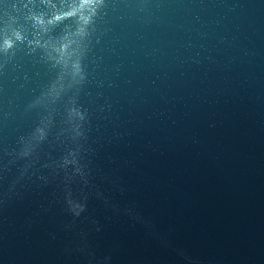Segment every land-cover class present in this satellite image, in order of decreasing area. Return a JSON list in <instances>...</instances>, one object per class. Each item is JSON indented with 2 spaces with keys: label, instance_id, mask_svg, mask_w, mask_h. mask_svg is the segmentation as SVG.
I'll return each instance as SVG.
<instances>
[{
  "label": "water",
  "instance_id": "water-1",
  "mask_svg": "<svg viewBox=\"0 0 264 264\" xmlns=\"http://www.w3.org/2000/svg\"><path fill=\"white\" fill-rule=\"evenodd\" d=\"M60 42L86 73L90 184L71 187L119 209L90 195L74 230L43 167L71 145V93L8 195V154L46 114L29 106L72 71L46 59ZM0 48V264H264V0H0Z\"/></svg>",
  "mask_w": 264,
  "mask_h": 264
},
{
  "label": "clouds",
  "instance_id": "clouds-1",
  "mask_svg": "<svg viewBox=\"0 0 264 264\" xmlns=\"http://www.w3.org/2000/svg\"><path fill=\"white\" fill-rule=\"evenodd\" d=\"M73 15L74 13L72 11L64 14V16ZM62 18L63 16H58L56 19L59 20ZM62 43L64 42L55 43L50 48H47L45 50L46 59L51 61L52 67L60 65L61 69H63L65 63H68L72 68V71L70 73H65L63 70L58 72L56 79L48 86L46 91L29 106L30 108L41 107L45 110L46 114L41 117L39 125L28 136L20 137L19 149L8 154L11 157L8 162L9 165L16 164L18 161H24L23 165L18 168V175L12 181L8 190V195H19L17 192V186L21 185V181L26 177L30 178L31 170L39 161V149L48 139L49 133L54 126L57 112L56 105L65 96L71 93L68 101L70 106L66 107V124L68 127L62 129L57 136V139H60L61 136H67L71 145L58 160L44 164L43 167L51 169L54 175L63 173L65 184L63 202L66 212L72 217L71 222L66 224L65 228L67 230H74L77 226V221H79L88 210V200L90 195H95L97 198L102 199L107 207H111L116 211H119V209L98 190L93 193L85 192L81 189L79 194H76L71 187L75 182L82 183L85 187L90 184L89 176L91 173L88 164L84 162V145L82 143V141L87 140L85 124L88 121V114L77 106V98L81 91V87L86 80V73L81 70L78 63H71V61H67L61 55L60 45ZM2 50L3 49L0 48V51ZM7 167L8 165H5V169H7ZM40 179L44 181L45 184L49 182L47 176H40ZM126 212L137 220L142 219L131 207L126 209ZM92 223L96 224L97 221L93 220ZM145 223L149 224L151 227L150 222L145 221ZM96 230L100 231V228L97 227ZM79 237L80 247L78 250L91 256V253L87 252V233L81 231ZM110 261V256L104 257L103 260L98 261L97 264H110Z\"/></svg>",
  "mask_w": 264,
  "mask_h": 264
}]
</instances>
